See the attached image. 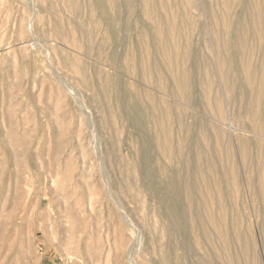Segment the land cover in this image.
Returning a JSON list of instances; mask_svg holds the SVG:
<instances>
[{"label": "rangeland", "instance_id": "374dc122", "mask_svg": "<svg viewBox=\"0 0 264 264\" xmlns=\"http://www.w3.org/2000/svg\"><path fill=\"white\" fill-rule=\"evenodd\" d=\"M0 264H264V0H0Z\"/></svg>", "mask_w": 264, "mask_h": 264}]
</instances>
